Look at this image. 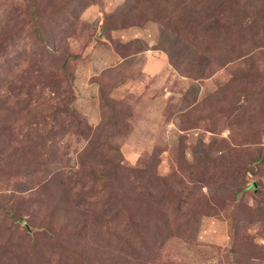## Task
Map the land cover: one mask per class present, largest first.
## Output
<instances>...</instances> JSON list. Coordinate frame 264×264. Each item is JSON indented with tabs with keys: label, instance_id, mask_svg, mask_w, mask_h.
Segmentation results:
<instances>
[{
	"label": "rangeland",
	"instance_id": "1",
	"mask_svg": "<svg viewBox=\"0 0 264 264\" xmlns=\"http://www.w3.org/2000/svg\"><path fill=\"white\" fill-rule=\"evenodd\" d=\"M193 1L0 0V264H264V12Z\"/></svg>",
	"mask_w": 264,
	"mask_h": 264
},
{
	"label": "trees",
	"instance_id": "2",
	"mask_svg": "<svg viewBox=\"0 0 264 264\" xmlns=\"http://www.w3.org/2000/svg\"><path fill=\"white\" fill-rule=\"evenodd\" d=\"M210 1L213 3V0ZM236 4L234 0H231L229 3V11L223 13L221 17L215 13L209 16L210 21H206L207 24L205 25L209 33L214 34L222 27L221 25H225V29L229 33L230 27H232L234 23H236V28L240 27L238 22L243 18L244 12L249 11L255 14L264 12V0H238V4ZM155 5H153V7L157 9L159 21L162 17L166 20L165 28H169L172 20H183L181 17H190L186 20L194 19L196 15L195 12H197V8L199 9L198 3L193 0H159ZM34 10H36V7H34ZM210 10L211 9H209V11ZM199 12H206V10L199 9ZM261 50H264V47ZM262 53L264 54V52Z\"/></svg>",
	"mask_w": 264,
	"mask_h": 264
},
{
	"label": "water",
	"instance_id": "3",
	"mask_svg": "<svg viewBox=\"0 0 264 264\" xmlns=\"http://www.w3.org/2000/svg\"><path fill=\"white\" fill-rule=\"evenodd\" d=\"M253 187H254V189H256V188H257V185H256V184H254V186H253Z\"/></svg>",
	"mask_w": 264,
	"mask_h": 264
}]
</instances>
